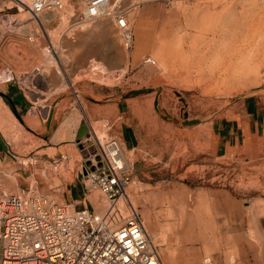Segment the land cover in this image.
<instances>
[{
  "label": "rangeland",
  "instance_id": "374dc122",
  "mask_svg": "<svg viewBox=\"0 0 264 264\" xmlns=\"http://www.w3.org/2000/svg\"><path fill=\"white\" fill-rule=\"evenodd\" d=\"M119 1L134 34L131 50L124 48L122 33L110 18L76 28V7L70 0L41 27L26 12L0 17V81L8 72L37 105L47 100L53 109L57 104L64 113L77 108L86 118L89 110L88 120L98 134L117 137L100 107L104 104L122 102L130 123L150 127L138 150L125 152L132 165L128 193L156 237L165 264H172L171 251L191 250L194 235L211 231L222 241L211 237L207 249L196 243L200 264H226L232 252L235 263L264 264V252L258 254L247 243L238 246L254 228L248 207L264 196V138L251 163L250 150L220 160L203 155L185 132L190 127L185 123H207L248 96L264 104V0ZM148 57L155 66L144 69L141 64ZM158 91L161 112L155 108ZM0 102L4 126L17 125ZM24 135H14L13 143L34 142L17 148L19 153L44 143ZM35 173L50 175L52 181L42 190L40 180V193L65 204L66 168L57 171L49 163L40 164ZM3 192L18 194L12 178L0 181V198ZM93 197L108 207L98 190Z\"/></svg>",
  "mask_w": 264,
  "mask_h": 264
},
{
  "label": "built area",
  "instance_id": "2783aa9c",
  "mask_svg": "<svg viewBox=\"0 0 264 264\" xmlns=\"http://www.w3.org/2000/svg\"><path fill=\"white\" fill-rule=\"evenodd\" d=\"M7 1L14 5L8 6ZM72 2L76 6L77 28L110 18L124 32V48L132 49L133 30L119 0ZM64 8L65 0H1L0 17L12 16L15 11L16 15L26 12L34 20ZM141 66L153 68L155 63L148 57ZM80 145L83 185L88 194L95 190L102 193L109 208L99 211L88 200L89 207L78 210L75 204L60 203L32 186L18 194L3 193L0 264H164L160 245L153 241L140 212L127 202L130 212L124 214L118 205L132 183V165L120 139L108 133L98 134L92 127Z\"/></svg>",
  "mask_w": 264,
  "mask_h": 264
},
{
  "label": "crops",
  "instance_id": "0c3cea01",
  "mask_svg": "<svg viewBox=\"0 0 264 264\" xmlns=\"http://www.w3.org/2000/svg\"><path fill=\"white\" fill-rule=\"evenodd\" d=\"M9 73L12 74V72ZM3 74L7 79L0 81V100L9 109L17 125L5 127L0 123V181L7 183L12 178L18 193L27 191L30 186L40 191L43 182L42 190L50 187L52 183L49 179L50 175L43 174L39 177L35 173V169L40 164L49 163L56 170L58 169L57 171L66 168L68 177L62 180L64 182L63 200L66 203L75 204L78 210L83 209L84 206L89 207L87 201L90 200L98 210L100 209L99 211L103 212L105 207L96 204V199L93 197L94 192L88 194L82 181L80 142L87 138L91 132L92 126L88 120L91 118L89 110L84 112V115L88 117L86 118L77 108H71L69 112L64 113L59 108L60 104H57L53 109L52 105L46 104L47 100H45V104L37 105V102L31 101L27 97L20 84L13 82V78L8 72ZM66 101L67 99L58 103ZM116 105L117 112H115L116 109L112 112ZM100 107L107 124L115 127L114 133L120 139L125 152L135 153L142 141V134L145 132L146 137L151 134L150 127L140 128L139 125L130 123L128 106L122 102L104 104ZM0 114L4 116L1 102ZM70 120H74L75 125L66 127ZM24 132L44 143L34 151L19 153L16 151L17 148H28L34 142L19 139L15 140V144L12 143L11 139H15L14 135L17 136L18 133L19 136L25 138ZM185 132L203 155L220 160L233 156L239 157L243 151L250 150L251 157L248 160L252 163L253 158L260 154L259 142L264 138V104L257 97L248 96L213 117L209 122L190 126ZM22 161H26V163ZM40 180L43 182L40 183ZM255 199L248 207L254 221L253 230L246 232L250 240L242 239L238 246L241 247L247 243L252 250L260 254V252H264V196ZM247 249L243 248V251ZM226 264L241 263L239 259L235 263L232 252L226 256Z\"/></svg>",
  "mask_w": 264,
  "mask_h": 264
},
{
  "label": "bare ground",
  "instance_id": "6f19581e",
  "mask_svg": "<svg viewBox=\"0 0 264 264\" xmlns=\"http://www.w3.org/2000/svg\"><path fill=\"white\" fill-rule=\"evenodd\" d=\"M70 2H72V0H70ZM82 2H84V0H81V3ZM7 4H8V6H10V7H12L14 4H13V2H11V1H8L7 2ZM80 5V4H79ZM72 6L73 7H76L74 4H72ZM81 6V5H80ZM79 6V7H80ZM83 7V6H82ZM81 8V7H80ZM22 14H24V12H22V13H20L19 14V16L20 15H22ZM60 13H58V12H55V11H53V12H47V13H44V14H42L38 19H32L31 17H30V15L27 13V14H25V15H29V17H30V20H32V21H34L33 23H38L39 25H41V26H43V25H45V23H46V21L47 20H51L52 19V21L55 19V18H57L58 17V15H59ZM77 15V14H76ZM102 19H104V18H100L99 20H102ZM29 20V19H28ZM27 20V21H28ZM99 20H97V21H95L94 23H96V22H98ZM94 23H92V24H94ZM92 24H90V23H83V24H81V26L78 28V29H81V30H84L87 26H89V25H92ZM77 28V27H76ZM119 29V28H118ZM120 30V29H119ZM121 31V33H122V40H123V31L122 30H120ZM33 39V38H32ZM133 48V47H132ZM128 50H131V49H128ZM261 55V54H260ZM251 56V55H250ZM99 73H101V71L99 72ZM101 76V75H100ZM102 76H104V73H103V75ZM116 76V75H115ZM113 77V76H112ZM114 78V77H113ZM105 79V78H104ZM5 120V119H4ZM3 120V115H1L0 114V123L4 126L5 125V121ZM9 124V123H8ZM75 125V123H74V120H70L69 122H67V125H66V127H71V126H74ZM1 126V125H0ZM11 141H12V143L14 142V139L12 138L11 139ZM58 170V169H57ZM109 202V201H108ZM131 203V202H133V199H132V196H131V194H129L128 193V190H127V194L124 196V197H122L119 201H118V205H119V207H124L126 204L125 203ZM109 206H110V203L108 204V207L107 208H109ZM101 207V206H100ZM134 207V206H133ZM106 208V209H107ZM98 209V208H97ZM105 209V210H106ZM100 210V209H99ZM104 210V211H105ZM125 211V210H124ZM130 212V209L128 208V205H127V211H125L124 212V214H128ZM143 218V217H142ZM144 220V219H143ZM144 223H145V221H144ZM146 225V224H145ZM146 228H147V226H146ZM147 230H148V228H147ZM149 232V231H148ZM150 234V233H149ZM151 235V234H150ZM151 237H152V239H153V241L156 243V244H158L157 243V241H156V237L154 236V235H151ZM211 237H213L214 239H215V242H221L222 241V238H219V237H217V233H214L213 231H211V232H208V233H204V234H198V235H194L193 236V238L190 240L191 242H190V244H191V246H192V248H191V250H181L182 252H180L179 251V253H177L176 252V249L175 250H173V251H171V262H172V264H200V255H199V252H196L194 249V247H195V245H196V243H200L201 245H202V247H204L205 249H207V247L210 245V240H211ZM225 237L227 238L228 236H226L225 235ZM228 240H229V237L227 238ZM159 245V244H158ZM185 253H188L186 256H188L187 258H184V256H185ZM160 254H161V252H160ZM161 257H162V255H161ZM162 260H163V257H162ZM210 259H207V263H210ZM163 263L165 264V262H164V260H163Z\"/></svg>",
  "mask_w": 264,
  "mask_h": 264
},
{
  "label": "water",
  "instance_id": "95a60500",
  "mask_svg": "<svg viewBox=\"0 0 264 264\" xmlns=\"http://www.w3.org/2000/svg\"><path fill=\"white\" fill-rule=\"evenodd\" d=\"M158 92H159V91H158ZM143 93H149V91H144ZM159 106H160V92H159L158 97H157L156 102H155V108H156V110H157L158 112H161ZM196 124H199V122H198V121H191V122H187V123H185V125H188V126H192V125H196ZM84 173H85V172H84Z\"/></svg>",
  "mask_w": 264,
  "mask_h": 264
}]
</instances>
